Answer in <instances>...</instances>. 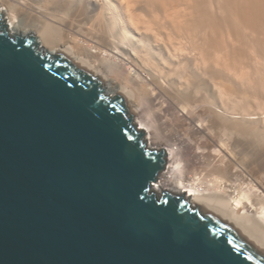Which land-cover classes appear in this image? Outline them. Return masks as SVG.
<instances>
[{
    "label": "water",
    "instance_id": "1",
    "mask_svg": "<svg viewBox=\"0 0 264 264\" xmlns=\"http://www.w3.org/2000/svg\"><path fill=\"white\" fill-rule=\"evenodd\" d=\"M77 55L0 23V264H264L225 216L153 190L168 155Z\"/></svg>",
    "mask_w": 264,
    "mask_h": 264
},
{
    "label": "bare ground",
    "instance_id": "2",
    "mask_svg": "<svg viewBox=\"0 0 264 264\" xmlns=\"http://www.w3.org/2000/svg\"><path fill=\"white\" fill-rule=\"evenodd\" d=\"M49 54L76 48L168 155L164 192L225 216L264 252V0H0Z\"/></svg>",
    "mask_w": 264,
    "mask_h": 264
}]
</instances>
